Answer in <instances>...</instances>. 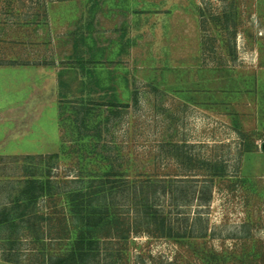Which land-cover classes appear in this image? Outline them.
<instances>
[{
  "label": "rangeland",
  "instance_id": "rangeland-1",
  "mask_svg": "<svg viewBox=\"0 0 264 264\" xmlns=\"http://www.w3.org/2000/svg\"><path fill=\"white\" fill-rule=\"evenodd\" d=\"M47 170L62 191L114 170L124 212L141 180L208 176L203 205L150 188L205 236L131 233L124 263L264 264V0H0V207ZM64 201L38 206L54 219ZM41 243L0 226V264L63 251Z\"/></svg>",
  "mask_w": 264,
  "mask_h": 264
},
{
  "label": "trees",
  "instance_id": "trees-1",
  "mask_svg": "<svg viewBox=\"0 0 264 264\" xmlns=\"http://www.w3.org/2000/svg\"><path fill=\"white\" fill-rule=\"evenodd\" d=\"M109 102L107 105L111 107L118 105L114 98ZM195 159L198 164L202 163L200 158ZM206 165L212 167V172L218 170L211 161ZM210 175L221 176L218 172ZM204 177L201 181H164L155 178L141 180L140 182L145 183L142 193L146 191L148 195L142 201H138L136 196L134 204L124 212L114 202L117 195L124 192H115L119 188L114 184L118 179L114 170L96 178L99 183L91 190L93 185L62 191L58 189L55 179L51 178L50 170L41 177L26 174L17 183L10 200L0 207V226L17 231L23 225L24 230L34 235L38 243L42 242L41 250H63L46 254L43 257L45 264H125L131 233L138 235L146 232L152 236L181 240L205 236L204 233L193 235L194 227L187 231L186 226L175 225L150 198V188L153 186L152 188L157 189L161 187L164 193L168 191L176 207L186 206L190 199L196 200L199 205L206 204L212 195V178L208 181V176ZM109 182L112 185L108 187ZM157 189L153 191L155 197ZM62 195L65 196V201L60 208V217L53 219L52 214L39 209L40 200L56 201ZM200 217L198 213L197 219L200 220ZM41 223H48L46 232L40 227ZM46 234L49 235L48 240L53 242L51 245L56 247H47V239L43 237ZM8 240L12 238L9 237Z\"/></svg>",
  "mask_w": 264,
  "mask_h": 264
}]
</instances>
